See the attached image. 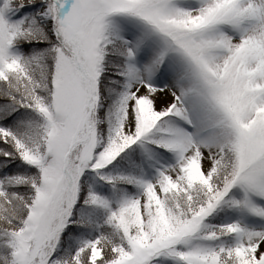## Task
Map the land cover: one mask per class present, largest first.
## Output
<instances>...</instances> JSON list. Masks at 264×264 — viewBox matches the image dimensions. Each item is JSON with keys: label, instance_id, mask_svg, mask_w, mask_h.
Returning <instances> with one entry per match:
<instances>
[{"label": "snow or ice", "instance_id": "6c2138e0", "mask_svg": "<svg viewBox=\"0 0 264 264\" xmlns=\"http://www.w3.org/2000/svg\"><path fill=\"white\" fill-rule=\"evenodd\" d=\"M0 264H264V0H0Z\"/></svg>", "mask_w": 264, "mask_h": 264}]
</instances>
